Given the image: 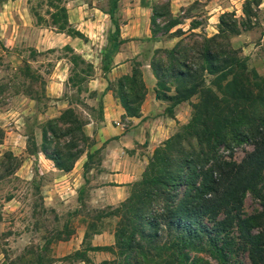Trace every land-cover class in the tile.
<instances>
[{"label": "rangeland", "instance_id": "obj_1", "mask_svg": "<svg viewBox=\"0 0 264 264\" xmlns=\"http://www.w3.org/2000/svg\"><path fill=\"white\" fill-rule=\"evenodd\" d=\"M49 1L0 0V264H54L56 251H66L68 248V244L62 241L76 226L81 225L82 219L88 218L85 235L107 224L114 227L117 220L115 215H105L110 207L98 206V198H101L102 192L89 191L85 183L77 193L75 190L71 194L68 188H75L77 182H67L61 189L59 181L55 180L57 171L50 168V163H44L29 154L35 153L40 144V131L46 119L56 117L59 113L55 111V115L44 119L40 113L48 104L59 105L60 111L70 104L72 114L76 116L72 119L73 124H81L87 118L83 113L86 108H89L91 115H96V108L93 105L92 108L88 107L83 101L84 97L92 94L83 93L84 79L91 71L88 63L90 56L83 57L80 52L73 49L69 51L64 45L65 39L69 37H76L75 39L88 44L91 40L102 44L104 37L99 33L104 30L97 25L92 26L90 22L82 23V27L89 33L99 31L97 35L93 32L89 37L72 21L81 16H75L74 11H79L80 8L82 11L87 7L113 11L115 8L141 4L139 0H61L66 7L68 22L80 32L79 35H69L57 31L51 25L46 13L47 10H52L48 6ZM140 1L153 16L152 28L154 34L159 36L154 42L156 47L148 43L144 45L142 55L136 56L135 63H142V56L149 54L150 60L153 58L160 61L163 68L169 67L164 49L178 41L180 46L193 47L187 53L186 62L189 66H196L203 63L197 55L203 36L223 29L224 36L216 38L219 47L234 51L245 62L253 79L264 75V0H257V4L252 0ZM82 16L87 18L89 14L83 13ZM114 16L121 17L116 11ZM191 21L196 22L197 26L190 28ZM174 22L176 23L171 26ZM227 26L231 29H227ZM170 27L174 29L165 31ZM137 68L139 69L138 66ZM216 77L202 70L193 79L196 83L194 91L183 99V120L176 124L172 135L164 144L154 146L158 149L153 154V148L149 156L155 155L153 165L147 167L146 163L143 172L146 168L149 174L164 170L178 171L180 178H183L187 175V161L183 158L187 157L191 159L190 168L197 173V181H200L201 171L209 167L213 160L239 162L245 152L252 148L250 135L245 141H236L232 138L231 131L225 129L220 135L223 139H217L207 131L203 132L198 123L190 126L193 111L191 105L201 99L202 91L208 88L219 92L214 81ZM62 78L63 83L56 85V81ZM157 82L158 91L168 94H173L176 86H191L192 83L186 80L180 83L169 76L164 80L160 78ZM51 87L56 88V92L51 91ZM54 99L58 101L52 103ZM173 100L171 98L168 103L171 104ZM238 119L234 127H240L251 134L250 128L253 125L245 122L244 116ZM58 125L64 128L68 122H58ZM66 138L68 136L59 135L52 138L51 144L63 143ZM214 138L216 142L210 148L209 144ZM77 145L83 149L91 147L94 152L99 150L92 146L91 138L86 139L83 144L78 140ZM197 166H202V169ZM213 175H216L215 171ZM140 178L141 176L138 179ZM166 179L167 185H163L179 193L182 188L181 180L174 183L171 179ZM147 185L155 188L157 184ZM158 199L156 202H161ZM259 208L258 199L245 190L240 205L243 214L251 215ZM99 216H108L110 221L105 219L104 223L100 222ZM202 220L210 225L214 217L203 214ZM250 229L252 233L258 232L264 236V221ZM219 232V242H225L222 244L229 264H259L248 257L245 242L233 226ZM75 251L84 253L83 257H87L82 249H76L64 255L63 260L58 263L69 264L72 259L80 257L74 254ZM196 253L207 264L215 263L207 251Z\"/></svg>", "mask_w": 264, "mask_h": 264}, {"label": "trees", "instance_id": "obj_2", "mask_svg": "<svg viewBox=\"0 0 264 264\" xmlns=\"http://www.w3.org/2000/svg\"><path fill=\"white\" fill-rule=\"evenodd\" d=\"M53 1L48 2L52 10L46 12L51 25L57 31L79 35V30L68 22L66 7L61 0ZM252 1L257 4V0ZM153 21L154 18L150 14V30L154 34ZM219 21H222L221 18ZM195 26L197 23L191 21L189 27ZM227 27L231 29L230 26ZM168 30L169 28L165 31ZM117 31L118 27L114 21V33ZM219 36H224L223 29L203 36L197 50V55L203 63L196 66H189L186 62L187 53L193 47L180 46L178 41L170 48L164 49L169 67L163 68L160 61L151 58L150 66L156 77V92L166 100L174 98L168 105L170 109L174 103L188 98L193 93L196 85L193 79H196L202 70L217 76L214 81L219 92L208 88L202 91L201 99L191 105L193 111L190 126L198 123L203 132L207 131L217 139H223L220 135L225 129L231 131V136L236 141H245L250 135L252 148L245 152L239 162L213 160L209 167L201 171L200 181H197V173L190 168L191 159L187 157L183 158L187 161V177L180 178L178 171L166 170L149 174L146 168L141 178L131 183L127 196L105 213L117 216L113 227L114 253L120 263L207 264L196 253L207 251L215 260L214 264H229L222 244L225 242H219L218 232L233 226L245 242L248 257L254 262L264 264V236L258 232L252 233L250 229L264 221V75L253 79L245 62L240 60L234 51L219 47L216 40ZM64 47L72 51L69 45ZM88 63L91 68V63ZM139 75V69L134 67L129 75H123L117 80L122 106L132 115L137 114V104L143 94V83ZM168 76L174 77L180 83L184 80L192 81L191 86H176L173 94L161 93L158 91L157 81ZM222 80L225 81L222 83ZM72 111V108L67 106L56 117L46 119L40 131L39 150L51 159L57 168L63 170L69 169L74 158L83 150L82 146L77 145V141L83 144L88 139L81 128L83 122L73 124L72 119L76 116ZM242 116L245 122L253 125L250 128L251 134L240 127H234L235 122L241 119L238 117ZM58 122H68V125L63 128ZM59 135L68 138L63 143L51 144L52 138ZM215 138L211 140L210 148H213ZM158 147L154 148L153 154ZM154 157L155 155H151L148 159L147 167L153 165ZM197 167L202 169V166ZM214 171L216 175H213ZM166 178L174 183L181 180L182 188L179 193L164 186L167 185ZM155 183V188L147 185ZM245 190L256 197L260 204L259 210L251 215L243 214L240 209ZM157 199L161 202H156ZM203 214L214 217L210 225L202 220ZM74 254L91 264L88 257H83L84 253L75 251ZM114 262L115 259L110 262L100 261L103 264Z\"/></svg>", "mask_w": 264, "mask_h": 264}, {"label": "crops", "instance_id": "obj_3", "mask_svg": "<svg viewBox=\"0 0 264 264\" xmlns=\"http://www.w3.org/2000/svg\"><path fill=\"white\" fill-rule=\"evenodd\" d=\"M139 4L141 5L115 8L113 11L95 7H87L82 11H80L82 8L79 11L76 9L75 16L81 15L80 18L76 17L72 20L76 22V27H80L89 37L94 31L89 33L82 27V23L90 22L92 26L102 27L104 31L99 33L96 30L94 35L99 33L104 37V41L102 44H97L91 40L88 44L75 39L76 37L65 39V43L80 52L83 57L90 56L88 61L91 63V71L84 79L83 93L87 95V92H92V94L84 97L83 101L88 107L92 108L93 105L96 108V115H91L89 108L84 109L83 113L87 118L81 128L84 134L91 138L92 146L99 150L94 152L91 147L83 149L67 170L57 168L39 148L35 153H28L44 163H50V168L57 171L55 180L59 181L58 185L61 189L67 182L72 184L77 182L75 188H68L71 194L75 193V190L77 193L85 183L89 191L102 192L101 198H98L99 207H113L127 196L131 183L141 176L154 146L168 139L176 124L183 120L182 109L185 101L180 100L169 109L168 100L157 94L156 77L150 66L149 54L142 56V63L134 62L136 56L142 55L146 43L156 47L157 44L154 42L159 36L150 30L148 8L142 6L140 0ZM115 11L121 17L115 18ZM83 13L89 16L85 18L82 16ZM114 21L118 27L115 33ZM173 27L168 31L173 30ZM137 66L143 83V94L137 104V114L132 115L122 106L117 80L123 75H129ZM62 81L63 78L56 81V85L58 83L61 85ZM51 89L56 92V88L51 87ZM57 101L54 99L52 103ZM59 107L48 104L40 114L46 119L55 115V111L60 112ZM105 219L110 221L108 216H99L98 221L104 223ZM81 222V225L76 226V229L62 241L68 244V248L66 251H56L54 264H59L64 255L76 249H84L88 259L94 264L104 260L110 262L113 259H115L114 264H123L116 260L114 253L113 227L107 224L85 235L88 218L85 217ZM69 264H89V262L78 257L72 259Z\"/></svg>", "mask_w": 264, "mask_h": 264}]
</instances>
